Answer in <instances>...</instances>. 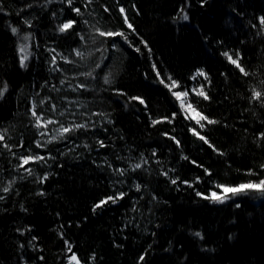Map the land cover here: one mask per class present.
I'll return each mask as SVG.
<instances>
[{
  "label": "trees",
  "instance_id": "trees-1",
  "mask_svg": "<svg viewBox=\"0 0 264 264\" xmlns=\"http://www.w3.org/2000/svg\"><path fill=\"white\" fill-rule=\"evenodd\" d=\"M262 17L264 0H0V264H264V192H224L264 180Z\"/></svg>",
  "mask_w": 264,
  "mask_h": 264
},
{
  "label": "snow or ice",
  "instance_id": "snow-or-ice-1",
  "mask_svg": "<svg viewBox=\"0 0 264 264\" xmlns=\"http://www.w3.org/2000/svg\"><path fill=\"white\" fill-rule=\"evenodd\" d=\"M68 2L71 3V0H68ZM75 11H76L77 13H79L80 10L77 8V9H75ZM120 11L123 12L124 9L121 8ZM181 11H183V9H181ZM182 19L185 20V21H187V20L189 19L187 13H184V15L182 16ZM125 21H127V17H125ZM74 23H75V21H69L68 23L63 24V25L60 27V31H66V30L70 29V28L73 26ZM261 23H264V17L261 18ZM128 26H129L130 28L132 27L131 24H129ZM11 31H12L13 33H16V32H17V29H16V28H12ZM100 34H101V35H106V36H117V35H118V36H123V35H124L123 33H113V32H107V33H105V32H101ZM26 39H27V37H26ZM21 51L23 52L24 49L21 48ZM77 54L79 55L80 53H77ZM225 55H227V53H226ZM26 59H27V56H24V57L22 58V66H23V60H26ZM228 59L231 61V63L235 64L236 67L239 68L241 72H245V69H244L243 67L240 66L238 60L233 59L231 56H228ZM245 74H247V73L245 72ZM158 75H159V73H158ZM197 75H204V73H203V72H198ZM194 78H195V77H194ZM169 80H171V77H169ZM161 83H163V81H161ZM178 86H179V85L177 84L176 81H172V83H171V85H170V87H178ZM3 90H4V91L7 90V85L4 86V89H3ZM193 91H196V90L194 89ZM173 94L177 97V99H180L181 97H186V96L188 95L187 92H182V93H181V92H177V93H173ZM197 94H198V95H201V96H204L205 99L208 98V97H207V94L203 91V88H201V89L197 92ZM2 95H3V92L0 91V97H2ZM260 96H261V93H260V92H256V93H255V97H256V98H260ZM133 99H140V98H139V97H133ZM140 102L143 103L142 100H141ZM181 106L183 107V103H182ZM189 107H191V105H189ZM193 111H195V109H193ZM32 114H33V116H36L35 111H33ZM196 115L199 116V119L196 120V122H197L198 124L200 123V120H207L208 123H215V121H213V120H209L208 117L203 116V115H201V114H199V113H197ZM190 118H191V119H196V116H192V117H190ZM39 119H40V117H37V120H38V121H39ZM51 122H52V121H48V123H51ZM157 122H158V121H157ZM38 126H39V125H38ZM201 127H203L202 124H201ZM67 131H69V129H62V132H67ZM192 131H193V134H194V135L199 136L200 139L205 140V142L207 143V140L205 139V137L200 136V134H199L198 132H196L195 129H193ZM0 140H3V135H0ZM177 143H179V141H177ZM31 159H33V158H32V157H27V158H25L24 161H23L24 164H27V163L29 162V160H31ZM36 159H43V158H42V157H37ZM135 167L139 168V167H141V165H140V164H137ZM29 171H30V170H29ZM172 183H176V181L173 180ZM218 187H223V186L221 185V186H218ZM250 189L264 192V180L260 181L259 184H241V185H239V187H237V188H224V192H225V193L231 192L232 194H236V193H238V192H244V191H247V190H250ZM4 190L7 191L8 189H4ZM197 195H201V193H197ZM205 198H206V199H214V200H216V201L223 202V198H222L221 196L217 195V193H215V192H213V193L211 194V196H209V197H205ZM109 199H112V197H109ZM104 202H106V201H104ZM99 206H100V205H97V207H99ZM238 206H239V205H238ZM196 235H197V236H200V233H196ZM69 250H71V249H69ZM70 259H71V261H74L75 264H80V261H79V259L77 258V256L72 255ZM141 259H143V257H141Z\"/></svg>",
  "mask_w": 264,
  "mask_h": 264
},
{
  "label": "rangeland",
  "instance_id": "rangeland-1",
  "mask_svg": "<svg viewBox=\"0 0 264 264\" xmlns=\"http://www.w3.org/2000/svg\"><path fill=\"white\" fill-rule=\"evenodd\" d=\"M22 48L24 49V51L22 52V55H23V57L24 56H27L28 57V51H27V48H26V46H22ZM23 61H25V60H23ZM175 93H177V92H175ZM182 93V92H181ZM180 103H181V105H182V103H183V107H182V109L187 113V114H189L190 116H196V119H198L199 118V116H197L196 114L197 113H199L187 100H186V97H181L180 98ZM189 105H191V107H189ZM193 109H195V111H193ZM226 194V193H225ZM219 196H221L222 198H224L223 196H224V194H222V195H219Z\"/></svg>",
  "mask_w": 264,
  "mask_h": 264
}]
</instances>
